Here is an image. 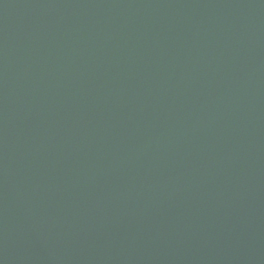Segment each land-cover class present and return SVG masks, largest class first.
<instances>
[{
	"label": "water",
	"instance_id": "1",
	"mask_svg": "<svg viewBox=\"0 0 264 264\" xmlns=\"http://www.w3.org/2000/svg\"><path fill=\"white\" fill-rule=\"evenodd\" d=\"M0 264H264V0H0Z\"/></svg>",
	"mask_w": 264,
	"mask_h": 264
}]
</instances>
